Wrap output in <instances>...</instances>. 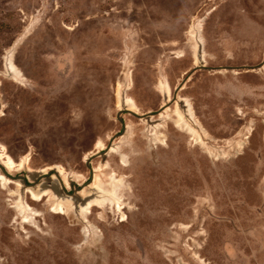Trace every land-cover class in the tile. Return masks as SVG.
Instances as JSON below:
<instances>
[{
  "label": "rangeland",
  "instance_id": "rangeland-1",
  "mask_svg": "<svg viewBox=\"0 0 264 264\" xmlns=\"http://www.w3.org/2000/svg\"><path fill=\"white\" fill-rule=\"evenodd\" d=\"M0 145V264H264V0H0Z\"/></svg>",
  "mask_w": 264,
  "mask_h": 264
},
{
  "label": "bare ground",
  "instance_id": "bare-ground-1",
  "mask_svg": "<svg viewBox=\"0 0 264 264\" xmlns=\"http://www.w3.org/2000/svg\"><path fill=\"white\" fill-rule=\"evenodd\" d=\"M204 55V54H203ZM9 59V58H8ZM12 71V74H13V76H16L15 75V72L13 71V70H11ZM20 71V70H19ZM162 82V81H161ZM163 86V85H162ZM163 87H165V89H166V87H167V85L166 84H164V86ZM133 106V103H131V107ZM129 110H132V109H129ZM133 111V110H132ZM179 111L178 110H175L174 111V113H178ZM193 113V112H192ZM175 121H178V118H176V119H174ZM1 146V145H0ZM4 147V146H3ZM110 147V146H109ZM113 147V146H112ZM115 148V146L113 147V149ZM5 150V149H4ZM117 150V149H116ZM2 152V151H1ZM0 152V153H1ZM119 153V152H118ZM2 156H4V155H2ZM1 156V157H2ZM10 157V156H9ZM121 157L122 158H125V156L123 155V154H121ZM11 159V158H10ZM1 160V159H0ZM3 160V159H2ZM5 161V160H4ZM2 165L7 169V167H9V165H8V163H7V161H5V163L3 164L2 163ZM6 165V166H5ZM19 166V165H18ZM60 167V166H59ZM58 167V168H59ZM13 169V168H12ZM29 169V168H28ZM54 169L56 170V172L58 173V171H57V168H56V166H54ZM8 170V169H7ZM31 170V169H30ZM3 173V172H2ZM63 173V172H62ZM58 175H59V173H58ZM57 175V176H58ZM7 176V175H6ZM8 178H10L9 176H7ZM0 178H3V177H0ZM61 181V180H60ZM16 184L15 185H17V187H18V189H20L19 187L20 186H22V184H21V181L20 180H17L16 182H15ZM47 183V182H46ZM103 185V184H102ZM107 185V184H106ZM108 185H109V183H108ZM92 186V185H91ZM95 186V185H94ZM96 186H97V188L100 186L99 185V183L97 184L96 183ZM93 187V186H92ZM93 188H95V187H93ZM96 188V189H97ZM101 188V187H100ZM16 189V188H15ZM25 189L27 190V191H30L31 192V194L33 195V196H36V195H39V194H41V193H46V192H50V191H52L53 190V192H55L56 191V189L57 188H55V187H50V186H48V184H45L44 182H38L35 186H34V188H31V187H29V186H27V187H25ZM12 190V189H11ZM112 190H113V184H110V186H108V187H105V188H103V192H102V195L101 196H98V197H93V196H87L86 195V197H88V198H84L85 200L84 201H79V202H81V206H80V208H78L77 207V200H76V198H75V196H73V197H64L63 195L61 196V194H59V197L57 198V197H54V198H56V199H54V200H52V201H57L58 202V205L64 210V212L65 211H69V209L70 210H74V209H76V211H77V209H80V213L81 214H85V213H87L88 211H89V208H90V206H92V205H95V202L96 201H100V200H103V199H105V198H108V197H111L112 196ZM97 191V190H96ZM102 191V190H101ZM98 192V191H97ZM96 192V193H97ZM99 193V192H98ZM94 194V193H93ZM47 195V194H46ZM54 195V194H53ZM52 195V196H53ZM55 195H57L56 193H55ZM69 195V194H68ZM89 195V194H88ZM96 195V194H95ZM94 195V196H95ZM79 198V197H78ZM33 199V198H32ZM78 206H79V204H78ZM72 210V211H73ZM66 214V213H65ZM75 214H78V212L77 213H75ZM74 214V215H75ZM83 215H81V216H83ZM79 217H80V215H79ZM80 219H82V218H80Z\"/></svg>",
  "mask_w": 264,
  "mask_h": 264
},
{
  "label": "water",
  "instance_id": "water-1",
  "mask_svg": "<svg viewBox=\"0 0 264 264\" xmlns=\"http://www.w3.org/2000/svg\"><path fill=\"white\" fill-rule=\"evenodd\" d=\"M201 67H205V65H203V64H201V65H194L186 74H185V76L183 77V79H182V81H181V84L187 79V77H188V75L194 70V69H196V68H201ZM181 84L180 85H178L177 87H176V89H179L180 87H181ZM175 94V93H174ZM174 100V99H173ZM172 100V101H173ZM165 106H167V105H160V107H159V110H154V111H150V112H143V113H140V114H138L140 117H142V116H148V115H154V114H157L160 110H163L164 108H165ZM125 109H127V108H125ZM129 110V109H128ZM132 113H136L137 114V112H135V111H132V110H130ZM121 121V123L123 124V127H122V131L124 130V128H125V123L123 122V120H120ZM119 133H116L115 135H113L112 137H111V139L108 141V143H107V145H106V149L105 150H107V149H109V146H110V143H111V140L116 136V135H118ZM99 153V151H96L95 153H93V154H91V156H94V155H96V154H98ZM86 164H87V166L89 167V169H90V171L92 170V167L91 166H89L88 165V159H86ZM0 169H1V171L5 174V175H7V176H9L10 178H12V179H15V178H20L21 179V181H22V183L24 184V185H34V184H36L37 183V181L39 180V178H41L42 176H45V175H48L49 173H50V171H48L46 174H40V175H38L34 180H33V182H30V181H27V178L25 177V176H23V175H21V174H16V175H12L11 173H9L8 171H7V169H5V167L2 165V163H1V161H0ZM50 170H53V168H51ZM72 184H73V181H72ZM72 184H71V186H72Z\"/></svg>",
  "mask_w": 264,
  "mask_h": 264
}]
</instances>
